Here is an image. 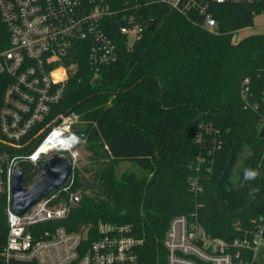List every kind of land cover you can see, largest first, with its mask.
Listing matches in <instances>:
<instances>
[{
    "label": "trees",
    "instance_id": "obj_1",
    "mask_svg": "<svg viewBox=\"0 0 264 264\" xmlns=\"http://www.w3.org/2000/svg\"><path fill=\"white\" fill-rule=\"evenodd\" d=\"M210 10L219 33L166 6L147 7L155 30L132 48L120 46L117 63L96 80L81 64L62 110L80 114L88 129L89 168L75 170L82 199L54 226L89 233L100 222L129 226L143 241L146 264H167L163 243L175 216L197 209L206 232L227 241L264 219V33L231 43L233 31L253 27L264 13V0L214 2ZM7 85L0 76V101ZM121 163L131 167L118 173ZM22 170L29 187L43 166ZM91 170L94 188L85 193L83 174ZM197 177L201 190L193 192ZM5 209L3 202L0 264ZM263 254L256 264H264Z\"/></svg>",
    "mask_w": 264,
    "mask_h": 264
},
{
    "label": "built area",
    "instance_id": "obj_2",
    "mask_svg": "<svg viewBox=\"0 0 264 264\" xmlns=\"http://www.w3.org/2000/svg\"><path fill=\"white\" fill-rule=\"evenodd\" d=\"M225 1L230 0H0V76L8 79L0 101V206L6 204L8 225L3 264H146L143 241L129 226L100 222L90 233L54 226L82 199L75 170L88 134L80 114L65 112L62 102L82 63L96 80L118 62L120 46L132 48L143 36L149 25L145 8L166 6L219 33L210 7ZM243 30L231 33L232 44L247 37ZM54 155L72 163L67 182L25 212H15V172H23L24 163L44 168ZM87 180L91 188L85 193L94 188ZM190 187L201 190L198 177ZM163 244L167 264H256L264 251V219L227 241L206 232L196 209L171 220Z\"/></svg>",
    "mask_w": 264,
    "mask_h": 264
},
{
    "label": "water",
    "instance_id": "obj_3",
    "mask_svg": "<svg viewBox=\"0 0 264 264\" xmlns=\"http://www.w3.org/2000/svg\"><path fill=\"white\" fill-rule=\"evenodd\" d=\"M156 20H149L148 31H154ZM82 135H85L84 133ZM260 136L264 138V126L260 132ZM72 173V163L66 157L54 155L45 164L43 172L30 187L24 185V174L18 170L15 172L12 180L11 207L17 213H23L43 196L65 184ZM82 183L86 189L91 188L89 181L83 179Z\"/></svg>",
    "mask_w": 264,
    "mask_h": 264
},
{
    "label": "rangeland",
    "instance_id": "obj_4",
    "mask_svg": "<svg viewBox=\"0 0 264 264\" xmlns=\"http://www.w3.org/2000/svg\"><path fill=\"white\" fill-rule=\"evenodd\" d=\"M263 27H264V13L256 16V18L254 20L253 27L243 28L244 30L242 31V34L244 36H248L250 34L262 33L263 32V29H262ZM80 152H81L83 158L80 160L79 166H80V169L84 170V168H89V165H88L89 164V160H88L89 153L85 149V146H82ZM130 167H131V165L128 164V163H121L118 166V168H117V172L121 173L124 170H128ZM92 175H93V171L91 170L89 172L84 173L83 177H84V179H89L90 182L93 183L92 182L93 181L92 180Z\"/></svg>",
    "mask_w": 264,
    "mask_h": 264
},
{
    "label": "clouds",
    "instance_id": "obj_5",
    "mask_svg": "<svg viewBox=\"0 0 264 264\" xmlns=\"http://www.w3.org/2000/svg\"><path fill=\"white\" fill-rule=\"evenodd\" d=\"M246 175H251V174H246Z\"/></svg>",
    "mask_w": 264,
    "mask_h": 264
}]
</instances>
